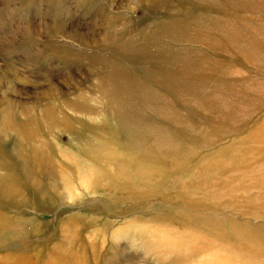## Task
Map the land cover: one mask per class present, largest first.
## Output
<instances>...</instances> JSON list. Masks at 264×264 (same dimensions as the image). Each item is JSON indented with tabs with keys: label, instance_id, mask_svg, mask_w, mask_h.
<instances>
[{
	"label": "rangeland",
	"instance_id": "1",
	"mask_svg": "<svg viewBox=\"0 0 264 264\" xmlns=\"http://www.w3.org/2000/svg\"><path fill=\"white\" fill-rule=\"evenodd\" d=\"M245 196L264 0H0V264H264Z\"/></svg>",
	"mask_w": 264,
	"mask_h": 264
},
{
	"label": "bare ground",
	"instance_id": "2",
	"mask_svg": "<svg viewBox=\"0 0 264 264\" xmlns=\"http://www.w3.org/2000/svg\"><path fill=\"white\" fill-rule=\"evenodd\" d=\"M114 84L115 83H113V84L111 83L110 88H111V92L112 93L114 92V94L117 96V94L120 91V89H119L120 87L117 86V83L115 85ZM175 160H177V158ZM136 174H138L139 176H141L140 173H138V172H136ZM136 177H138V176H135V177L133 176V178H136ZM146 180H148V179L146 178ZM143 182H145V181H142L141 182V185L143 184ZM257 184L258 183L256 182L254 185H257ZM246 197L247 196H245L244 198L246 199ZM262 200L263 199H259L258 197L256 198L254 196H248L247 197V201H246V204H245V208L247 209V211L252 212L251 214L254 215L253 218H258L259 217V218H263L264 219V202ZM256 209H262L263 212L262 213H259V216H255L256 213H257ZM261 229H263V228H261ZM253 232L259 233V232H262V231H258L257 229L256 230L254 229ZM260 234L264 238V233H259V234H257V236H260ZM259 240H260V237H259ZM261 240H264V239L261 238ZM263 244H264V242H263Z\"/></svg>",
	"mask_w": 264,
	"mask_h": 264
}]
</instances>
